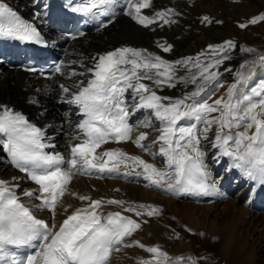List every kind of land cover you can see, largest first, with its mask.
<instances>
[{
  "label": "snow or ice",
  "instance_id": "obj_1",
  "mask_svg": "<svg viewBox=\"0 0 264 264\" xmlns=\"http://www.w3.org/2000/svg\"><path fill=\"white\" fill-rule=\"evenodd\" d=\"M152 3L153 0H124L123 11L145 28L177 22L175 17L180 13L171 7L151 16L143 14ZM114 4L115 0H85L73 10L99 20L114 17ZM212 22L208 16L201 19V23ZM258 22H264V12L239 27L244 29ZM110 23L111 19L102 21L100 27ZM0 36L44 42L37 28L22 19L5 0H0ZM157 47L165 53L173 48L166 42H157ZM236 47L233 40H225L207 45L195 56L169 61L145 48L123 45L92 56L91 66L81 62L80 72L74 68L65 71L63 61L57 64L55 72L84 78L71 86H60L62 93L70 97L68 102L76 105L83 117L72 129L71 140L76 142L69 143L64 153L55 151L52 137L44 128L30 122L22 112L0 105V148L8 163L36 185L21 196L16 183L19 177L0 178V264H111L113 252L130 247L150 254L148 259L140 258L138 264H197L195 257H173L159 245L128 242L148 223L143 217L160 215L159 206L113 198L93 199L70 193L69 188L78 174L123 175L142 178L146 187L172 195H218L205 162L209 155L204 150L205 142L216 150L214 161L228 157L230 167L264 185V53L244 61L234 71V82L226 92L212 99L223 86L220 68L232 59L231 52ZM241 51L256 50L241 46ZM178 85L192 86V90L178 97L158 95V89ZM141 109L151 115L133 126L129 117ZM154 121L159 128H155ZM141 128H155L158 135L149 142V131ZM213 128L215 134L210 136ZM109 142H131L152 162L120 148L98 151ZM161 158L162 165L157 166L156 161ZM68 194L81 201V206L70 212L71 206L63 202ZM22 197L29 202L25 203ZM106 205H116L121 211L105 213ZM61 208L64 218L57 222ZM45 210L50 213V220L36 215Z\"/></svg>",
  "mask_w": 264,
  "mask_h": 264
},
{
  "label": "bare ground",
  "instance_id": "obj_2",
  "mask_svg": "<svg viewBox=\"0 0 264 264\" xmlns=\"http://www.w3.org/2000/svg\"><path fill=\"white\" fill-rule=\"evenodd\" d=\"M9 1L23 9L31 2V0ZM169 7L180 13L175 17L177 22L174 24L161 27L157 23L145 28L124 14L106 28L71 41L68 44V52L64 57L65 71L73 68L77 72L83 71L81 62L85 66H91L92 56L112 50L118 45L145 48L150 52L161 55L166 60L174 61L181 57L195 56L196 53L206 49L209 44H220L225 40H233L237 47L231 52L232 59L226 61L220 68L222 73L220 83L223 86L212 96L213 100L219 98L226 92L225 89L234 82V71L239 69L244 61L254 59H240V54L243 53L241 46H246L245 38L256 34V29L260 25L263 26L264 22L249 25L244 29H241L239 24L264 12V0H153L152 7L143 11V14L147 13L151 16L155 11ZM203 16H208L213 22L201 23ZM216 21H221V23H216ZM157 42L171 44L173 46L172 51L163 52L157 47ZM70 61H77V63L69 64ZM229 67L233 69L232 72L225 71V68ZM244 71H247V69L245 68ZM228 74L230 76H227ZM80 79L84 78H69L63 74L56 76L54 80L57 89L53 90L48 98H45L42 96V91L39 90L40 81L38 79H32L29 75L16 70L2 71L0 69V105H12L13 109L18 108L37 114L45 126H48L50 122H63L65 130L63 134L56 137L55 142H62L61 149H65L68 148L69 143L73 142L71 134L75 124L79 122V117H76L79 109L76 105V107H73L74 104H69L63 113H59L50 105L53 99L59 102L69 100L70 97L62 93L60 86H71L76 80ZM145 83L150 82L145 81ZM191 90L192 86L185 88L183 85H178L176 88L158 89L157 92L161 96L178 97L184 91ZM127 96L131 107L133 103L131 93L129 92ZM41 98H45L41 106L31 105L32 100L42 101ZM149 115H151L150 112L143 109L139 110L136 125ZM154 123L155 128H159V123L155 121ZM155 128H141L139 130L149 131L150 142L158 135ZM212 131L214 132L215 129L213 128ZM212 135L210 134V136ZM51 143L54 142L51 140ZM109 146L120 148L134 155H142L144 159L152 162L151 157L142 153L131 142L112 143ZM105 147L106 145L103 146L104 149ZM205 147L211 148V144L205 142ZM210 152H212L211 162L205 161L210 172L215 170L216 164L223 163L225 168V163H230L228 157H220L218 161H214L213 157L216 156V150L211 149ZM156 163L157 166H161L162 158L158 159ZM14 176L20 178L16 183L20 185L17 191L21 196L25 190L35 188L34 185L23 178L21 173L8 167L0 150V178L11 180ZM240 177L243 178L241 174ZM145 184L144 180L135 185L120 180H97L75 176L69 191L81 195L90 194L91 197L106 199L113 196L126 202H143L159 206L161 209L160 215L150 218L143 217V219L148 220V223L143 224L142 228L133 234L128 240L129 243L135 239L146 246L159 245L170 256L190 255L195 257L197 264H200V260L205 262L209 259L203 260L202 258L203 256L207 258L204 253L212 251L213 247L212 255L219 257L220 262H224V264H227L228 261L229 264H264V233L254 237L255 229L264 232V214L252 212L244 203L238 205L230 198L207 205H196L174 200L164 195L160 190L146 187ZM22 198L26 203L29 202L27 198ZM63 202L65 206H71L69 212L81 205V201L70 194L63 197ZM32 203H36V201H32ZM214 208H217V210L213 211ZM107 211H121V209L116 205H106L104 212ZM41 212L43 215L45 214L44 211ZM124 214L139 219L132 213ZM62 216H64L63 208L59 210L57 219ZM188 229H191V231H188ZM201 233L204 235H201ZM177 234L179 238H177ZM250 236H252V241H249ZM194 238L200 240L199 242L203 241L206 247L202 248L201 244L197 246L192 241ZM231 244H233L232 248ZM193 245L196 248L193 249ZM216 246H219V248L216 249ZM116 253L117 255L113 256V259L111 258V264L138 263L140 258L148 259L150 257L149 253L139 247L122 248L119 252L113 254Z\"/></svg>",
  "mask_w": 264,
  "mask_h": 264
},
{
  "label": "rangeland",
  "instance_id": "obj_3",
  "mask_svg": "<svg viewBox=\"0 0 264 264\" xmlns=\"http://www.w3.org/2000/svg\"><path fill=\"white\" fill-rule=\"evenodd\" d=\"M256 34H254V35H252V37H246L245 38V42H246V46H244V47H248V48H253V49H255L256 51H254V52H243L242 54H240L241 56H240V59H244V58H246V59H251V58H255L257 55H259V54H261V53H264V25L262 26V25H260V27H258L257 29H256ZM245 55V56H244ZM227 76H230V74H228ZM227 90V88L225 89V91ZM212 133H213V135L215 134V131L213 132H211L210 134L212 135ZM212 135V136H213ZM209 144V143H208ZM208 147L210 146V145H207ZM208 147H205L204 148V150L205 151H211V149L212 148H208ZM212 153V152H211ZM243 190V189H242ZM242 190H241V192H242ZM237 197H238V194L235 196V199H237ZM232 199V198H231ZM233 202H234V199H233ZM234 203H236V202H234ZM236 204H238V203H236ZM238 205H243V203L242 204H238ZM220 209V208H219ZM217 210V208H214L213 209V211H216ZM212 213H215V212H212ZM257 230V231H256ZM259 232V233H258ZM254 237L256 236V235H258V234H261V233H264V232H262V230H259L258 231V229H255L254 230ZM191 236H193L192 234H190ZM251 237L252 236H250L249 237V241H252L251 240ZM192 241H194L195 242V244L198 246V245H200L201 244V246H202V248H205L206 246H205V244H204V242L203 241H201V242H199L200 240H198V239H196V238H194V239H192ZM214 246V245H213ZM193 247V249L194 248H196L194 245L192 246ZM233 247V244H231V248ZM219 248V246H216V249H218ZM213 250H214V247H213V249H212V251H208V252H205L204 254L207 256V258L205 257V256H203V260H206V259H208V260H206L205 262L204 261H201L200 260V264H224V262H220V260H219V257H214L213 255H212V252H213ZM209 253V254H208ZM117 255V253L116 254H113L112 255V257L114 256H116ZM214 257V258H213ZM113 259V258H112ZM207 261H209V262H207ZM229 262V261H228ZM228 262H226L227 264H229Z\"/></svg>",
  "mask_w": 264,
  "mask_h": 264
}]
</instances>
